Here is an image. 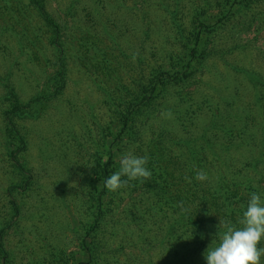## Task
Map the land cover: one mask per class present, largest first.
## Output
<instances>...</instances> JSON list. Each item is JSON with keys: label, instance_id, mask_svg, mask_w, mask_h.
Listing matches in <instances>:
<instances>
[{"label": "rangeland", "instance_id": "obj_1", "mask_svg": "<svg viewBox=\"0 0 264 264\" xmlns=\"http://www.w3.org/2000/svg\"><path fill=\"white\" fill-rule=\"evenodd\" d=\"M38 1L60 25L62 48L33 0H0V260H86L82 236L101 205L89 264H207L203 249L221 233L209 220L204 245L179 239L178 226L171 241L147 242L178 209L202 228L205 209L219 223L227 202L246 210L251 193L264 199V0ZM10 88L29 116L8 113ZM149 95L114 140L131 104ZM110 148L109 176L129 151L149 157L152 176L99 200ZM137 208L142 217L131 216Z\"/></svg>", "mask_w": 264, "mask_h": 264}, {"label": "trees", "instance_id": "obj_2", "mask_svg": "<svg viewBox=\"0 0 264 264\" xmlns=\"http://www.w3.org/2000/svg\"><path fill=\"white\" fill-rule=\"evenodd\" d=\"M36 10L39 13L40 17L43 19V22L51 29L53 36H52V41L56 44L57 47L62 48L63 44L62 41L60 40L59 37V31H60V25H58V23L51 17V15H49V13L45 10V7L43 6V4L40 3V1L38 0H33ZM199 28L201 29L203 27V22H199ZM199 29L198 31H196L195 36H194V40H193V46H191L190 48V58L189 61L186 63V65H189L190 63V59L192 57L195 56L196 51H197V45L199 42ZM160 79V76H156L155 77V83H157ZM155 89V84L151 85V91H154ZM10 94L12 95V107L11 109L8 111L9 114L11 115H18V116H22L25 117L26 115L29 116L31 114V108H24V105H22L19 101L18 96L14 93L13 88H10ZM152 94V93H151ZM147 99H150V95L149 96H144L142 98H140L138 101H135L131 104L130 108L126 111V114L124 116V118L122 119L121 122V126L120 129L118 131V134L116 136V138H114V140H118V138H122L121 135L123 136V134L127 133L131 126H132V122H133V116L134 113L138 112V107L140 105H142L143 103H145V101ZM38 100V98H36L33 101ZM147 104V103H146ZM137 108V109H136ZM10 120H12V117H9ZM162 135L158 133L157 136V140L158 138H160V140L162 139L161 137ZM20 141L23 142L22 139H20ZM110 151V152H109ZM108 152L110 153L108 158H107V162L104 163H99L98 165L101 166V185L99 188V195H98V199L101 200L104 198V195L106 194L105 192L107 191V189L104 186V181L105 179L109 176V166L112 164V158H113V154H112V150L110 148ZM12 157H14V152L11 153ZM21 168V166H20ZM219 182H222V180H219ZM221 184V183H220ZM18 186H23L21 184H18L16 186V188ZM204 197V196H202ZM228 198V197H227ZM224 201V200H223ZM227 201V200H226ZM214 203H217V196L212 197V204L214 205ZM101 204V202H100ZM216 205V204H215ZM237 206L232 205V204H228L227 202V206L226 208H224L222 210L221 215L225 216L224 217V221H230L233 224H236L239 217L242 215V212L245 210L244 207H239V208H235ZM154 208V207H153ZM136 210L135 212H133V214L131 216L137 217L140 216L142 217V214L140 213L139 209ZM205 209V208H204ZM178 212V216H180L179 218L176 219H171L168 220V226H166V231L163 233V236L160 238H157V236H151L150 240L147 242L148 244H159V241L162 243H165L166 241H171L173 238L171 237L170 234H173V230L176 226H178L179 228H183L184 231L182 230L181 232L183 233L182 237L180 235L179 239H183V237H187L189 240H194L196 243H198L199 245H204V243L199 240V236L201 234L205 235V234H209L212 232V230L210 228L207 227V222L209 220L210 223L214 224L215 228H217V230H220L221 232L223 231V228L221 227V225L217 222V217L215 216L214 213L209 212V210L205 209V215L207 214V217H203L202 220H200V224L203 225V227L201 228L200 225L195 221L196 220V216L197 215H192V213H186L183 212L182 210H177ZM95 216L93 219V222L91 223V225L85 229V232L82 236V249L81 252L83 253V257H85L86 260H79L76 264H89V261L92 258L93 252L96 254L98 253L97 250V245L93 242V240L91 241V238L93 237V235L97 234L99 232L100 229V224H101V220L103 218V216L105 215V210L103 209V207H101V205L98 206L97 211L95 212ZM144 213V218L146 216L145 212ZM149 214H151L152 216H154V212L153 209L150 210L149 212H147ZM192 216V217H190ZM147 217V216H146ZM182 218H185L183 221H181ZM180 220V222L178 221ZM190 226L193 230H194V234L190 233L189 231H187V227ZM239 226V225H237ZM195 230H199V233H197ZM201 232V233H200ZM216 237V236H215ZM206 238V236L204 237ZM90 239V240H89ZM162 239H164L165 241H163ZM203 241H206L205 239H203ZM182 245L179 244L178 247L180 248ZM150 247V246H149ZM196 248V247H195ZM181 249V248H180ZM197 249V248H196ZM200 249V248H198ZM207 246H205V252H206ZM148 250V249H147ZM0 253L2 255V259L5 258L4 253L5 252V248L3 246V242L0 236ZM1 258V257H0ZM6 261V260H4ZM0 264H4L3 261L0 260ZM148 264H158V262H156L155 260H149ZM163 264H181V259L180 257L178 259L175 258V256H170L169 260H167L166 262H164Z\"/></svg>", "mask_w": 264, "mask_h": 264}, {"label": "clouds", "instance_id": "obj_3", "mask_svg": "<svg viewBox=\"0 0 264 264\" xmlns=\"http://www.w3.org/2000/svg\"><path fill=\"white\" fill-rule=\"evenodd\" d=\"M136 55L138 53L133 54V59ZM167 115L170 117L171 112ZM148 160L147 155L136 156L131 151L123 154L119 161V170L105 179V188L115 192L128 186L131 180H150L152 173L146 167ZM94 165L95 162L89 164ZM195 178L204 181L208 179V174L203 169H197ZM185 180L191 182L187 176ZM219 224L223 231L219 234L218 245L206 249L207 264H260L261 257L264 256V247L259 246L264 240V199L260 194H250L246 210L236 224L230 221H220Z\"/></svg>", "mask_w": 264, "mask_h": 264}]
</instances>
